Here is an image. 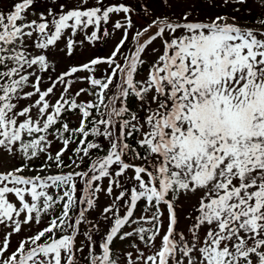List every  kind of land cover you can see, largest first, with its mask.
I'll list each match as a JSON object with an SVG mask.
<instances>
[{
  "label": "snow or ice",
  "instance_id": "1",
  "mask_svg": "<svg viewBox=\"0 0 264 264\" xmlns=\"http://www.w3.org/2000/svg\"><path fill=\"white\" fill-rule=\"evenodd\" d=\"M0 264H264V0H0Z\"/></svg>",
  "mask_w": 264,
  "mask_h": 264
}]
</instances>
